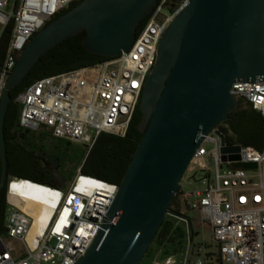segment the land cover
Listing matches in <instances>:
<instances>
[{"label": "built area", "instance_id": "1", "mask_svg": "<svg viewBox=\"0 0 264 264\" xmlns=\"http://www.w3.org/2000/svg\"><path fill=\"white\" fill-rule=\"evenodd\" d=\"M79 1L0 0V35L12 23L0 67V98L30 39ZM187 5L188 0H158L128 50L94 65L36 80L15 99L20 105L18 126L81 144L87 154L101 133L124 137L155 64L162 35ZM230 92L264 121V81L233 83ZM221 136L225 147L238 150L221 153ZM205 145L212 147L206 149ZM233 155L238 159L230 160ZM245 164H255V168H244ZM186 175L200 187L184 190L181 185L177 208H173L178 213H172L200 214L199 221L207 222L218 246V264H264V145L256 149L226 141V134L217 126L195 151ZM23 180L12 177L7 183L6 237L0 236V264H75L100 230L118 185L84 175L80 169L65 192L25 180L49 198H57L43 229L28 241L34 218L20 208L25 202L12 191ZM29 200L38 204L35 198ZM7 239L19 243V248ZM152 264H176V258L156 256ZM184 264H189L188 258ZM193 264L216 262L206 258Z\"/></svg>", "mask_w": 264, "mask_h": 264}, {"label": "water", "instance_id": "2", "mask_svg": "<svg viewBox=\"0 0 264 264\" xmlns=\"http://www.w3.org/2000/svg\"><path fill=\"white\" fill-rule=\"evenodd\" d=\"M157 3L81 0L30 39L0 98V191L12 178L7 173L4 134L10 92L44 54L82 32L83 46L91 54L113 58L128 50ZM260 81H264V0H188L162 35L144 84L137 126L142 137L100 230L75 264H140L167 215L186 224L187 259L190 220L172 213L170 205L204 137L239 106V98L230 92L232 84ZM221 144V153L238 150L225 147L222 136Z\"/></svg>", "mask_w": 264, "mask_h": 264}, {"label": "trees", "instance_id": "3", "mask_svg": "<svg viewBox=\"0 0 264 264\" xmlns=\"http://www.w3.org/2000/svg\"><path fill=\"white\" fill-rule=\"evenodd\" d=\"M79 2L69 6L59 15L67 12ZM146 19L142 20L137 32L146 22ZM11 31L12 23L7 25L0 35V67L3 63ZM84 37L85 32H82L66 39L48 51L38 60L22 82L10 92L11 100L4 123L7 173L9 176L62 189L72 181L77 170L80 169V172L84 175L108 183L120 184L131 161L132 154L142 137L137 129L141 119L139 102L126 135L118 137L101 133L88 154L86 150L75 147L73 142L56 139L43 130H23L18 126L20 105L15 99L19 93L36 80L94 65L107 59L87 52L83 46ZM219 127L226 134V141L237 142L256 149H260L264 145V121L259 113L243 101H240L239 106L229 114V119L220 124ZM176 204L177 200L174 197L170 205L171 212L178 213L172 208ZM6 210V189H2L0 191V236L6 234ZM175 221L173 217L165 216L147 253L151 250L153 244L162 249L165 254L174 253L181 247L186 248L187 228L185 225L183 227L176 225ZM189 234L193 241V237L197 233L193 232L191 221ZM207 256H212V254L209 253ZM216 261L217 263L220 262L219 255Z\"/></svg>", "mask_w": 264, "mask_h": 264}, {"label": "rangeland", "instance_id": "4", "mask_svg": "<svg viewBox=\"0 0 264 264\" xmlns=\"http://www.w3.org/2000/svg\"><path fill=\"white\" fill-rule=\"evenodd\" d=\"M75 147L78 148H83L81 144L74 143ZM206 149H210L212 146L211 145H205ZM78 171V170H77ZM191 175H184L181 185L184 190H194L196 188H199L200 185L199 183L195 182L194 180L191 179ZM71 182L68 183V185L65 188H62V191H66L68 189V186L70 185ZM176 200H179L178 195L175 196ZM31 207L36 210L37 206L35 204H31ZM172 208H177V204L174 205ZM184 216L189 218L191 223H192V228L193 232H196L197 235L193 237V241L191 242V248L188 256V262L189 264L195 263L197 259H201L203 262L206 261V258L213 260L217 263V258H218V246L217 244L213 241V236L211 233V229L208 226L207 222L205 221L204 223H201L199 220L201 219L200 214L198 213H192V212H184ZM175 224L183 227L184 222H181L177 218H174ZM3 237H6V234L2 235ZM7 241L10 243L11 246H14L16 248H19V243H17L14 240L7 239ZM185 245L186 248H179L176 252L174 253H163L162 249H159L157 245L153 244L151 250L144 256L142 262L140 264H152L154 258L156 256H160L161 258L168 256V255H175L176 258V264H184L186 260V253H187V246H188V238H185ZM212 254V256H207V254Z\"/></svg>", "mask_w": 264, "mask_h": 264}, {"label": "bare ground", "instance_id": "5", "mask_svg": "<svg viewBox=\"0 0 264 264\" xmlns=\"http://www.w3.org/2000/svg\"><path fill=\"white\" fill-rule=\"evenodd\" d=\"M24 181L25 180L21 183L13 185L12 191H14L13 194L16 197L23 198L25 202V205L20 208L34 218V223L28 235V241H31L33 236L40 232L47 223L52 212L51 208L54 207L57 198H49V196L46 195L42 189L32 185V182L28 183ZM31 198L37 199L38 204L35 203L37 206L36 210L31 207V204H33V202L29 200Z\"/></svg>", "mask_w": 264, "mask_h": 264}]
</instances>
